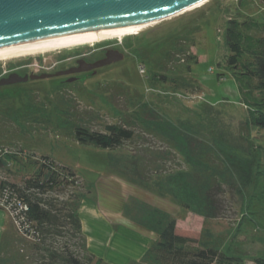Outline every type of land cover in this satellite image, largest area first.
Here are the masks:
<instances>
[{"label":"trees","instance_id":"16d2710c","mask_svg":"<svg viewBox=\"0 0 264 264\" xmlns=\"http://www.w3.org/2000/svg\"><path fill=\"white\" fill-rule=\"evenodd\" d=\"M258 1L264 4V0ZM207 12L208 9L200 12L160 42L149 45L152 56L144 57L147 61L144 64L149 69L147 85L152 93H156L155 98L151 96L146 102L144 93L136 91V95L128 99V108L132 112L120 115L121 123L106 125L104 131L85 126L75 129L79 144L109 151L120 150L125 144L139 140L140 130L145 136L159 139L174 156L183 159L184 167L180 161L168 160L165 155L157 156L148 163L152 168L150 171L148 167H138V179L145 189L176 201L185 211L204 218L205 223L218 219L223 208L221 190L230 178L226 160L230 156L225 138L221 134L212 136L215 129L209 124V115L197 113L195 118L200 123L195 127L188 119L178 123L168 119L161 121L153 107L156 103L160 109L168 103L171 107L182 92L187 93L190 88L195 91V84L187 73L199 62L191 48L195 46V37L201 30L200 21ZM225 44L228 55L224 63L236 76L242 103L248 110L246 141L250 157L233 163L235 170L239 169L243 179L251 184L242 219L234 236L225 242L223 237L210 239L206 229L198 236L184 234L178 229L176 219L155 208L145 206L149 209H143L142 205L134 222L156 233L158 238L141 261L133 264H264V254L247 253L237 240L247 228L264 234V145L252 134V131H264V21L259 22L252 16L231 17ZM168 84L173 92L157 90V86ZM117 88L118 93L125 90L122 85ZM99 94L103 97V93ZM203 112L209 114L206 109ZM207 131L210 135L203 134ZM193 136L199 139L198 146L190 144ZM8 150L0 149L4 153L0 155V170L14 165L24 170L28 164L32 173L20 182L13 180L20 178L19 170L13 177H0V209L12 217L18 239L12 241L14 243L3 242V249L14 245L18 253H24L20 248L23 242L19 238L22 237L28 241L30 250L27 256H19L23 264L30 259L34 264H104L103 259L89 250L80 217L81 205L91 189L74 171L56 164L50 157L38 158L23 150L16 153ZM144 150L152 153L146 146ZM168 162L181 168L175 169L174 165L168 170ZM258 242L264 244V238H259Z\"/></svg>","mask_w":264,"mask_h":264},{"label":"rangeland","instance_id":"374dc122","mask_svg":"<svg viewBox=\"0 0 264 264\" xmlns=\"http://www.w3.org/2000/svg\"><path fill=\"white\" fill-rule=\"evenodd\" d=\"M207 9L206 17L200 21L201 30L195 37V46L191 48V52L199 57V62L193 64L191 72L187 73L189 80L195 84V91L190 88L187 93L182 92L180 99L174 100L175 103L173 102L174 105L171 107L168 103L160 105V109L159 103H156L157 106L153 108L156 110L155 115H158L161 121L168 119L178 123L179 120L188 119V122L195 127L200 123L195 118L197 113L209 115V120H207L215 129L212 136L215 138L221 134L225 138L230 156L229 160L226 159L230 178L221 190L223 208L216 220L205 223L204 218L185 211L176 201L170 199L168 201L165 198V201L169 203L165 207L157 200H155L156 203L148 202L152 198L148 199L145 192L147 189L142 186L137 177L136 170L139 166L145 169L148 167L150 171L152 168L148 163H151L157 156L165 155L168 160L180 161L184 167L183 159L174 156L167 145H163L159 139L145 136L140 130L139 140L125 144L117 151L98 149L77 142L75 129L79 126L104 131L106 125L121 123L120 115L125 116L132 112L128 108V99L135 96L136 91L144 93L146 102L151 96L154 97L156 93H152L149 89L147 79L141 74L138 66L131 64L125 66L116 76V81L94 79L90 84L88 83L89 88L85 90L89 97L82 96L74 90L72 93L66 91L62 94L59 92L52 94L47 92L49 91L48 83L41 82L37 85H29L33 87V91H38L30 96L11 95L9 92L5 98L0 100V149L1 147L8 148L9 152L14 150L15 153L23 150L26 154H33L38 158L50 157L56 164L74 171L91 189L83 201L85 204L82 203L83 208L86 209L84 216L87 215L90 220L86 235L91 236L92 239L90 251L97 258L103 259L104 264L140 262L139 253L142 246L137 244L134 238L136 231L132 226V228L128 227L127 223L122 225L115 238L112 236V242L110 240L108 243L109 236L105 233L115 229H110L103 223L99 224V221H103V216L98 208L117 215L122 213L124 219L135 221V217L141 213L144 204L146 207L159 208L176 219L178 229L187 235L198 236L206 229L210 239L219 240L223 237L226 242L236 233L245 209L247 190L251 185L243 179L241 171L233 167V163L240 162L244 157H250L249 145L246 141L248 110L242 103L236 76L224 63L228 55L225 32L228 20L238 15L252 16L257 21L263 22L264 4L258 0H209L183 14L145 27L135 32L134 35L123 36L120 39H104L44 54L0 60L1 77L6 71L22 64H31L32 69L37 72L42 70V67H49L61 59L71 58L78 52L93 50L108 43H126L130 46L135 43L136 37H142L144 43L153 44L160 42L176 28L187 24L197 14ZM115 73L117 72H112V75ZM118 85L125 87V90L122 89L118 93ZM75 88L84 90L82 87ZM104 89H107V92ZM157 90L166 93L173 92L171 84L157 86ZM99 93H103V97H100ZM186 109L190 111H185ZM202 109L209 111V114H205ZM207 132L203 134L210 135V132ZM255 133L252 131V134L257 137L256 141L264 145V131ZM189 142L192 145L197 144L199 139L193 136ZM145 146L151 149L152 153L146 152ZM191 153L193 154L194 151ZM0 155L4 153L0 152ZM175 164L168 162L166 167L169 170L174 168ZM176 166L175 169L181 168V166ZM16 170H19L20 178L13 180L18 182L32 173L28 164L24 170L14 165L0 170V177L5 178L9 175L13 177ZM131 183L138 192H134L136 189L134 190ZM144 205L143 209H146ZM94 210L97 214L100 213L97 219L92 216ZM114 227L111 226V228ZM11 228L12 224L9 220L8 229ZM154 235L157 236L156 233ZM14 238L17 239L16 236ZM259 238H264L262 232L247 228L237 240L243 244L247 253L256 256L264 254V244L258 242ZM19 240L23 242L20 248L24 253L22 251L18 253V248L12 244L7 250L0 247V264H16L21 261L20 255L29 254L28 241L22 237ZM31 260H27V264L35 263L34 261L31 263Z\"/></svg>","mask_w":264,"mask_h":264},{"label":"water","instance_id":"95a60500","mask_svg":"<svg viewBox=\"0 0 264 264\" xmlns=\"http://www.w3.org/2000/svg\"><path fill=\"white\" fill-rule=\"evenodd\" d=\"M209 0H0V48L41 41L97 37L133 26L159 23L183 14ZM125 55L114 51L77 73L121 62ZM52 75L32 76V80ZM13 74L0 87L26 83Z\"/></svg>","mask_w":264,"mask_h":264},{"label":"flooded vegetation","instance_id":"af4514ba","mask_svg":"<svg viewBox=\"0 0 264 264\" xmlns=\"http://www.w3.org/2000/svg\"><path fill=\"white\" fill-rule=\"evenodd\" d=\"M135 43L128 46L126 43H108L102 47H98L93 50H86L78 52L75 56L71 58H64L54 63L49 67H42V70L35 71L32 69L31 64H22L15 68H11L9 71H6L4 75L0 77V80L9 78L13 74H18L22 78L28 77L29 80L26 83H18L7 86L0 87V100L5 98L9 92L11 95L19 96H30L33 93L38 91H33V87L29 85H37L41 82H47L49 86V91L52 94L64 93L66 91L71 92L74 90L76 93L87 96L85 90L89 88L88 83L90 84L94 79H105L106 81H116V76L121 73L125 66L127 65H136L139 67V70L142 75L147 79L148 77V65L144 64L147 61L144 60V57L151 58V48L149 47L150 43L143 41L142 37H136ZM118 51L125 55V59L121 62L112 64L110 66L98 68L91 70L89 72L77 73L75 71L83 68V66L93 65L97 62L104 60L108 54ZM112 72H117L112 75ZM41 76V75H52L51 78L46 79H37L32 80V76ZM75 87H82L84 90L77 89ZM29 89V91H28Z\"/></svg>","mask_w":264,"mask_h":264},{"label":"crops","instance_id":"0c3cea01","mask_svg":"<svg viewBox=\"0 0 264 264\" xmlns=\"http://www.w3.org/2000/svg\"><path fill=\"white\" fill-rule=\"evenodd\" d=\"M131 185H133V183H131ZM133 188H134V185H133ZM135 189H136V191H134V192H138L136 187L134 188V190ZM147 191H145V192L147 194L146 196L148 197V199L152 198L150 201L147 200L148 202H155L156 203L155 200H157L160 203H162L160 205H162L163 207H165V205H169V203L167 201H165L164 197H162V196L158 195L157 193L152 192L150 190H147ZM168 201H169V199H168ZM83 204H85V202H83ZM83 204H82V206L80 208V217H81L82 224H83V232L86 235V228L89 225L90 220H88V216L87 215H86V217L84 216V210H86V209L83 208ZM144 206H146V205H144ZM100 207H102V206H100ZM86 208H87V205H86ZM150 208H153V207H150ZM98 209H99V211L101 210V213H102V216H103V218H102L103 221H99L100 222L99 224L103 223V224L107 225L110 229H115L114 231L111 230V231H108L107 233H105L106 235L109 236L108 243L112 239V236H113V238H115L116 234L118 233V230H120L122 225L125 224V223L129 224L128 227L132 226L133 230L136 231L134 233V235H135L134 238H135V240H137V244L142 246V247H140L141 248V252L139 250V252H140L139 253V259H141L143 257V255H144V253L149 249V247L154 242H156L158 237L154 235L155 234L154 232H152V231H150L148 229H145L143 227H140L134 221H130V220L126 219V218L124 219L123 215H121L122 213L117 215V214H113V213H108L103 208H98ZM155 209L160 210L159 208H155ZM162 212H164V211H162ZM99 214L100 213L97 214L95 212V210H94L92 216H93V218H96ZM9 220H10V222L12 224V228L11 229H8L9 228ZM95 222L97 223V221H95ZM111 226L112 227L115 226V227L111 228ZM14 236H16V233H15V226L13 224L12 217L7 212H5V211L0 209V247L3 246V242H7L8 241V242L11 243L12 241L17 240V239L14 238ZM86 237H87L89 250H91V247H90V245H91L90 242H92L91 236L89 237V235L88 236L86 235ZM16 238H17V236H16ZM111 242H112V240H111ZM143 245H145V247H143Z\"/></svg>","mask_w":264,"mask_h":264},{"label":"bare ground","instance_id":"6f19581e","mask_svg":"<svg viewBox=\"0 0 264 264\" xmlns=\"http://www.w3.org/2000/svg\"><path fill=\"white\" fill-rule=\"evenodd\" d=\"M153 24H156V23L133 26L128 29L122 30L120 32L109 34V35H104V36L73 38V39L56 40V41H41V42H35V43H30V44H25V45H20V46L0 48V60L24 57L28 55L44 54V53H48L51 51L75 47L78 45L94 43L96 41H101L104 39H114V38L120 39L123 36L134 35L135 32L145 27L151 26Z\"/></svg>","mask_w":264,"mask_h":264}]
</instances>
